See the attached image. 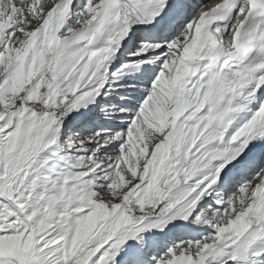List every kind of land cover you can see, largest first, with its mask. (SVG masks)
<instances>
[{
  "label": "snow or ice",
  "instance_id": "obj_1",
  "mask_svg": "<svg viewBox=\"0 0 264 264\" xmlns=\"http://www.w3.org/2000/svg\"><path fill=\"white\" fill-rule=\"evenodd\" d=\"M0 264H264V0H0Z\"/></svg>",
  "mask_w": 264,
  "mask_h": 264
}]
</instances>
